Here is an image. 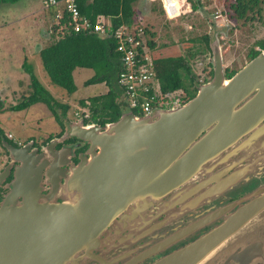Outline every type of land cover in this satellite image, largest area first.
Segmentation results:
<instances>
[{
  "label": "flooded vegetation",
  "instance_id": "af4514ba",
  "mask_svg": "<svg viewBox=\"0 0 264 264\" xmlns=\"http://www.w3.org/2000/svg\"><path fill=\"white\" fill-rule=\"evenodd\" d=\"M57 116L31 136L0 128V264H264V114L228 119L220 154L167 190L74 173L90 144L71 127L105 124Z\"/></svg>",
  "mask_w": 264,
  "mask_h": 264
},
{
  "label": "rangeland",
  "instance_id": "374dc122",
  "mask_svg": "<svg viewBox=\"0 0 264 264\" xmlns=\"http://www.w3.org/2000/svg\"><path fill=\"white\" fill-rule=\"evenodd\" d=\"M225 1L180 0L178 3L177 0H166L170 18L161 11V7L164 10L161 1L153 0L145 5L141 0L134 5L137 12L134 28L147 31L145 41L154 44V48H150L152 57L185 59L190 76L182 73L184 88L191 84V77L196 86L213 77L210 76L211 72L213 75L212 54L202 40L204 36L209 37V48L217 38L225 73L244 67L248 63L249 53L260 48V42L264 41V7L260 21L245 22L232 15ZM193 5L198 7L196 11ZM53 11L45 9L43 0H22L13 5H0V128L12 132L14 137L31 136L37 127L54 126V118L43 104H36L19 113L9 110L27 99L32 92L29 76L22 66L24 60L55 102L69 107L66 114L72 120L82 118L83 113L88 114L87 109L79 107L80 100H88L109 90L105 83L85 86V82L94 77V71L88 69L74 70L77 90L72 95L50 82L42 67L38 49L57 39L51 32L56 23ZM58 13L61 15V12ZM183 90L171 97H185ZM170 108L178 107L168 104L162 109L169 111ZM56 111L57 115H61V108Z\"/></svg>",
  "mask_w": 264,
  "mask_h": 264
},
{
  "label": "water",
  "instance_id": "95a60500",
  "mask_svg": "<svg viewBox=\"0 0 264 264\" xmlns=\"http://www.w3.org/2000/svg\"><path fill=\"white\" fill-rule=\"evenodd\" d=\"M210 50L213 77L184 105L169 111L160 108L143 118L127 111L102 131L93 124H74L68 135L90 144V158L73 172L92 174V183L107 184L115 181L113 175L126 173L119 182L167 190L216 158L223 148L213 142H219L228 119L255 122L264 114V49L229 79L217 38Z\"/></svg>",
  "mask_w": 264,
  "mask_h": 264
},
{
  "label": "trees",
  "instance_id": "16d2710c",
  "mask_svg": "<svg viewBox=\"0 0 264 264\" xmlns=\"http://www.w3.org/2000/svg\"><path fill=\"white\" fill-rule=\"evenodd\" d=\"M22 0H0V5H13ZM80 15L91 24H95L99 18L108 20L111 32L106 36H100L93 32L73 31L72 22L69 16L62 12L60 18L57 16V8H52L55 13L52 16L56 23L53 24L51 32L56 35L50 45L38 51L42 67L50 82L64 90L68 95L76 92L73 72L75 69H88L94 71V77L85 82V86L105 83L109 90L106 94L80 100L79 107L87 109L88 114H81L86 122H93L99 125H106L119 119L123 112H127L123 90L118 86V75L122 70L120 55L116 52V40L113 33L121 28L134 27L137 21V12L134 5L141 0H75ZM229 4L232 15L245 22L260 21L264 7V0H226ZM196 11L198 7L192 6ZM57 11V12H56ZM161 11L164 10L161 7ZM144 35L147 31L143 29ZM209 48V37L202 39ZM150 48H154L153 42H147ZM264 48V41L260 42V49ZM255 51L249 53V58L254 57ZM154 70L160 86V91L164 95H172L177 91L188 90L193 86L194 79L191 77V84L184 88L182 73L190 76V69L182 57H153ZM23 68L29 76L32 92L27 99H23L19 104L11 107L10 111H21L36 104L45 105L52 115L59 120L57 108L62 109V114H66L69 107L60 105L48 91L39 83L33 73L32 67L24 60ZM234 72V71H233ZM227 71L225 77H232V73ZM234 75V74H233ZM212 76V72L210 73ZM137 116L142 115L137 110H132Z\"/></svg>",
  "mask_w": 264,
  "mask_h": 264
},
{
  "label": "built area",
  "instance_id": "2783aa9c",
  "mask_svg": "<svg viewBox=\"0 0 264 264\" xmlns=\"http://www.w3.org/2000/svg\"><path fill=\"white\" fill-rule=\"evenodd\" d=\"M156 1H161L164 12L169 17L166 0ZM177 1L180 3V0ZM43 5L45 9L57 8L61 14L65 12L71 19L73 31L76 33L93 32L106 36L111 32L109 21L105 23V19L99 18L95 24H91L83 18L75 0H43ZM60 16L58 13L56 18ZM113 37L117 43L116 52L120 55L122 65L117 84L123 90L128 110H137L146 116L168 104L177 106L178 99L164 95L160 91L153 58L145 41L143 29L121 27L113 33Z\"/></svg>",
  "mask_w": 264,
  "mask_h": 264
},
{
  "label": "crops",
  "instance_id": "0c3cea01",
  "mask_svg": "<svg viewBox=\"0 0 264 264\" xmlns=\"http://www.w3.org/2000/svg\"><path fill=\"white\" fill-rule=\"evenodd\" d=\"M144 1V4L145 5H148V3L149 2H152L153 0H143ZM148 2V3H147ZM54 13H55V11H53ZM57 12V11H56ZM58 14V13H57ZM105 21H108V20H105ZM150 48V47H149ZM41 49V48H40ZM40 49H38V51L40 50ZM150 51H151V49H150ZM152 52V51H151ZM152 54V53H151ZM153 58V57H152ZM76 70V69H75ZM106 94V93H105ZM100 95H102V94H100Z\"/></svg>",
  "mask_w": 264,
  "mask_h": 264
}]
</instances>
